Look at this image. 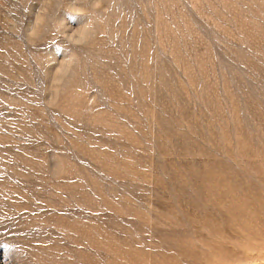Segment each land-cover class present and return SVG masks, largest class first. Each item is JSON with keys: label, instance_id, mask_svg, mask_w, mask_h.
<instances>
[{"label": "rangeland", "instance_id": "374dc122", "mask_svg": "<svg viewBox=\"0 0 264 264\" xmlns=\"http://www.w3.org/2000/svg\"><path fill=\"white\" fill-rule=\"evenodd\" d=\"M0 264H264V0H0Z\"/></svg>", "mask_w": 264, "mask_h": 264}]
</instances>
